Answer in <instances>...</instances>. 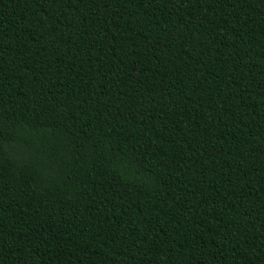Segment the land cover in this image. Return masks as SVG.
<instances>
[{
	"label": "trees",
	"instance_id": "16d2710c",
	"mask_svg": "<svg viewBox=\"0 0 264 264\" xmlns=\"http://www.w3.org/2000/svg\"><path fill=\"white\" fill-rule=\"evenodd\" d=\"M0 264H264V0H0Z\"/></svg>",
	"mask_w": 264,
	"mask_h": 264
}]
</instances>
